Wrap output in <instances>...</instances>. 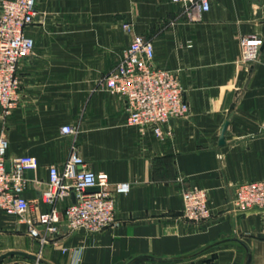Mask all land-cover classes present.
<instances>
[{
    "label": "crops",
    "instance_id": "1",
    "mask_svg": "<svg viewBox=\"0 0 264 264\" xmlns=\"http://www.w3.org/2000/svg\"><path fill=\"white\" fill-rule=\"evenodd\" d=\"M36 8L17 107L6 118L0 109L8 158L39 163L24 196L39 197L49 167L63 168L73 145L88 168L131 190L117 198V225L100 233L62 228L42 248L17 217L0 212V227L10 224L0 255L26 251L42 264L143 256L152 258L140 264H244L249 255V264H264V209L231 208L237 186L264 179V47L253 64L240 61L243 37L264 38V0H212L198 21L170 0H36ZM136 35L154 43L155 65L178 73L184 89L188 112L164 125L162 137L128 125L124 100L101 86ZM66 125L79 133L63 134ZM193 187L207 191L212 209L201 223L182 215L183 192Z\"/></svg>",
    "mask_w": 264,
    "mask_h": 264
},
{
    "label": "built area",
    "instance_id": "2",
    "mask_svg": "<svg viewBox=\"0 0 264 264\" xmlns=\"http://www.w3.org/2000/svg\"><path fill=\"white\" fill-rule=\"evenodd\" d=\"M183 4L191 21H198L211 9L212 0H170ZM36 0H0V109L9 117L18 104L19 63L34 50V40L27 29L37 17ZM130 31L131 27L125 25ZM264 38L258 35L240 41L243 64L258 61ZM154 43L136 35L123 57L101 81L104 91L124 100L127 124L151 128L162 137L163 126L185 117L188 105L178 73L155 65ZM63 134L77 135L78 129L66 125ZM9 142L0 131V212L14 216L26 225L27 235L42 247L56 243L62 228L68 232L83 230L100 233L117 225V198L131 190L129 183H111L106 172H95L73 145L63 168L49 167V179L39 197L24 196L31 181L29 172L39 165L36 157L8 158ZM9 165V169L8 166ZM96 188L97 191H89ZM74 198V200H73ZM183 217L191 223L211 218L208 194L193 187L183 192ZM231 208L238 213L264 209V179L240 184L235 189ZM40 256V254H38ZM2 264H40L22 257L7 258Z\"/></svg>",
    "mask_w": 264,
    "mask_h": 264
},
{
    "label": "water",
    "instance_id": "3",
    "mask_svg": "<svg viewBox=\"0 0 264 264\" xmlns=\"http://www.w3.org/2000/svg\"><path fill=\"white\" fill-rule=\"evenodd\" d=\"M263 47H264V44H263ZM233 114H234V105H232V107L228 111L227 118H226L224 124L222 125L221 135H220V144L221 145L225 144V133H226V130H227L228 126H229V123H230V120H231ZM7 167L9 169V165ZM33 176H34V171L31 170L29 172V177L33 178ZM89 191H97V189L94 188V189H90ZM73 200H74V198H73ZM9 257H22V258H27V259H30V260H34V261H36V262H38L40 264L43 263V259L38 254H34V253L26 252V251H20V250H10V251L0 255V264L5 259H7ZM151 258L152 257H147V256L139 257V258L135 259L130 264H140V263H142L144 261H149ZM249 263H250V256L248 255L244 264H249Z\"/></svg>",
    "mask_w": 264,
    "mask_h": 264
},
{
    "label": "rangeland",
    "instance_id": "4",
    "mask_svg": "<svg viewBox=\"0 0 264 264\" xmlns=\"http://www.w3.org/2000/svg\"><path fill=\"white\" fill-rule=\"evenodd\" d=\"M126 25H128V24H126ZM5 221H6V219H5ZM7 221H9L10 222V220H9V218L7 219ZM10 224L9 223H6V224H2V226L0 227V239H5L7 236V234H9V231L7 230L8 229V227H10L9 226ZM6 234V235H5ZM29 237V236H28ZM30 238V237H29ZM31 240H33L32 238H30ZM30 240V241H31ZM2 242V241H1ZM1 245V244H0ZM3 245H5V243L4 242H2V245L0 246V248H2L3 247ZM10 258V257H9ZM6 260V259H5ZM4 260V261H5ZM2 264V263H1Z\"/></svg>",
    "mask_w": 264,
    "mask_h": 264
}]
</instances>
